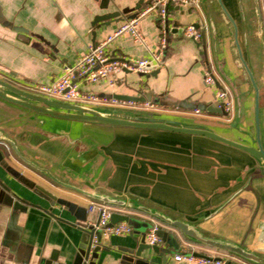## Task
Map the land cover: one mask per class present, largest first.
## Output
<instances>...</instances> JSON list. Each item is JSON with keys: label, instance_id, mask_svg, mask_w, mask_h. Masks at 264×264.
I'll return each mask as SVG.
<instances>
[{"label": "crops", "instance_id": "obj_1", "mask_svg": "<svg viewBox=\"0 0 264 264\" xmlns=\"http://www.w3.org/2000/svg\"><path fill=\"white\" fill-rule=\"evenodd\" d=\"M220 1L236 24L242 58L256 84H262L264 48L252 0ZM136 2L108 0L102 8L100 0H0V78L24 89L34 81H49L59 74L62 63H73L88 46L110 35L105 49L112 57H146L147 48L154 49L157 41L153 11L136 22L145 45L134 41L128 31L114 34L134 11ZM114 8L126 10L107 24H90L94 14ZM168 14V45L161 65L143 74L122 68L114 73L112 85L103 80L81 81L84 90L126 102L93 107L173 119L255 145L253 90L236 65L233 26L220 5L216 0H197V6L170 3ZM189 22L202 26L203 41L200 38L196 43L178 30ZM208 68L233 98V117L228 122L222 114L205 110L215 102V88L206 86L202 79L203 70ZM127 95L133 99H126ZM258 96L264 148V87ZM127 100H148L152 106L129 105ZM195 103L199 114L190 107ZM0 136L10 139L18 153L36 166L23 162L7 145L3 153L13 167L57 197L74 203L69 209L50 202L0 167V181L13 199L11 205L0 200V264H38L40 257L69 262L83 246L82 227L89 224L99 245L96 257L89 258L94 264H115L117 248L134 244L129 232L105 233L96 227L98 211L88 207L100 201L72 187L147 207L264 260V173L249 153L196 133L82 122L36 113L2 98ZM107 204L132 217L133 223L127 224L136 237L152 222L173 235L169 264H197L173 259V254L186 252L220 256L230 264H263L196 242L143 210Z\"/></svg>", "mask_w": 264, "mask_h": 264}, {"label": "water", "instance_id": "obj_2", "mask_svg": "<svg viewBox=\"0 0 264 264\" xmlns=\"http://www.w3.org/2000/svg\"><path fill=\"white\" fill-rule=\"evenodd\" d=\"M143 0H137L134 11L129 13L128 18L132 17L136 14L140 4ZM217 3L220 5L221 11L226 17V19L232 24L233 26V51L235 52V59L236 65L242 69V77L249 81L254 96V133H255V145L244 144L239 141L232 140L230 138H225L224 136L217 134L213 130H208L202 127H191L185 126L180 121L163 118V117H152V116H138V115H128L122 114L117 112H110L105 111L99 108H95L89 105H83L79 103H73L64 101L57 98H52L43 94L32 92L28 89H24L18 85H15L7 80L0 78V98L10 101L12 103L18 104L20 106L25 107L28 110L34 111L36 113L47 114L56 117H63V118H70L82 121H89L95 123H105V124H118V125H129V126H136V127H147V128H161V129H168L180 132H187V133H196L200 135H204L206 137L214 138L224 144H229L243 152L249 153L253 158L261 165L260 170L264 173L263 165H264V148L260 142V133H259V114H258V92L261 87H264V82L262 84H256L254 77L252 76V72L246 62L241 56V51L239 48V44L236 41V24L232 21L229 13L227 12L226 8H224L223 4H221L220 0H216ZM108 0H100L99 7L106 8ZM254 4V14H255V21H256V30L258 37L262 40L263 48H264V0H252ZM126 9H117L114 8L109 11H105L102 13L94 14L92 20L90 22L91 25L98 27L99 25L107 24L112 19H117ZM0 20H2V15L0 13ZM195 26H198V23L194 22ZM178 30H181V27H177ZM18 29V28H16ZM172 30V28H171ZM93 33V30L92 32ZM201 40L203 41V32L201 33ZM197 43V42H196ZM156 71H151L150 74H154ZM139 74H143V72H139ZM218 87L219 84L217 83ZM144 98V96H141ZM126 99H133V96L127 95ZM191 108H197L195 105L190 106ZM202 108V107H200ZM198 109V108H197ZM206 111H211L214 113L223 114V112L216 106V102H213L209 107L205 108ZM0 167H2L5 171L9 174L13 175L20 179L25 185L33 190L36 193L46 197L50 200V202H59L69 209H71L74 203L57 197L51 191H49L44 186L38 184L37 182L25 177L18 169L13 167L5 158L3 149L7 148V145L10 149L15 153V155L21 159L23 162L34 166L30 161H28L25 157L20 155L12 143L10 139L0 136ZM36 167V166H34ZM38 168V167H37ZM41 171H44L48 177H50L53 181L60 183L54 177H52L45 169L40 168ZM65 185L64 183H61ZM76 191L94 197L99 201L121 205L128 208H136L143 210L151 215L157 217L158 219L174 226L178 229L184 236L202 243L205 246L214 247L219 249L223 252L232 253L248 262L253 263H263L264 260L258 256H256L253 252L248 251L245 248L240 247L234 243L225 242L222 240H217L215 238H208L196 231L191 225L176 220V219H169L168 217H164L163 215L151 211L149 208L141 206V205H134L131 202H126L124 199H116L113 197H108L106 195L82 191L76 187H72ZM0 200L8 205H11L13 202L12 195L8 193V188L5 184L0 181ZM98 219V215H97ZM97 219L94 224L97 223ZM130 216L121 213L118 211H111L109 221L114 222L118 220H124L128 222ZM85 240L83 241V246L80 247V250L76 252L72 259L69 262L64 261H57L53 257H40L38 260V264H94L92 260L89 258L96 257L97 250L99 245L94 243L92 245V236L94 227L93 225H85L82 227ZM130 237L134 244L131 246H121L117 248L118 250V257L115 260V264H169L168 262V255L171 252L170 247L173 245L171 243L172 238L174 237L167 230L163 229L162 227L158 226L155 230V233L160 237L159 243H148L144 239V232L140 233L139 237L132 235V232L129 231ZM196 256H203L207 259H212L213 257H220V256H210L205 255L202 253H192ZM224 264H230L229 260H224Z\"/></svg>", "mask_w": 264, "mask_h": 264}, {"label": "built area", "instance_id": "obj_3", "mask_svg": "<svg viewBox=\"0 0 264 264\" xmlns=\"http://www.w3.org/2000/svg\"><path fill=\"white\" fill-rule=\"evenodd\" d=\"M177 3L182 5L197 6V0H148L143 7L137 10L136 14L127 18L114 32L128 31L133 40L145 45L144 38L136 26L137 19L146 13L154 12L157 27V41L154 49L148 50L146 57L118 56L112 57L105 49L106 43L112 38L107 36L103 41L88 46L73 63H62L59 74L49 81H34L29 83L28 90L43 94L52 98L61 99L68 102L79 103L83 105L96 106L99 104H124L126 102L118 100L115 97L106 98L92 91L84 90L80 87L81 81L96 82L105 81L108 85L114 83V73L120 69H126L138 72H148L157 68L162 63L163 54L168 45L169 35V14L168 5ZM181 32L184 36L199 41L202 33V26L197 27L194 23H186L182 26ZM202 79L206 86H212L214 90V100L216 106L223 112L225 121L232 119L233 98L230 90L226 87H216L217 79L210 68L204 69ZM129 105H139V107L148 108L152 103L148 100H142L136 103L134 100H127ZM196 114H199L197 108H193ZM96 208L98 211L96 227H100L105 233L122 234L130 231L129 225L124 220L114 222L109 221L111 211H116L115 207L104 202H92L89 209ZM156 223L148 225L144 232V239L148 243H159L160 237L155 233ZM95 238H92V245ZM174 260L194 261L197 264H224L222 257H213L207 259L203 256H196L190 252L173 254Z\"/></svg>", "mask_w": 264, "mask_h": 264}, {"label": "rangeland", "instance_id": "obj_4", "mask_svg": "<svg viewBox=\"0 0 264 264\" xmlns=\"http://www.w3.org/2000/svg\"><path fill=\"white\" fill-rule=\"evenodd\" d=\"M193 105L196 106V103L193 104ZM115 109L121 110L122 108L116 107ZM82 122H83V121H82ZM127 223H129V224H132V223H133L132 217H130V219H129V221H128Z\"/></svg>", "mask_w": 264, "mask_h": 264}]
</instances>
